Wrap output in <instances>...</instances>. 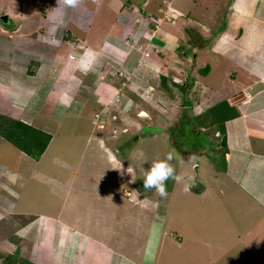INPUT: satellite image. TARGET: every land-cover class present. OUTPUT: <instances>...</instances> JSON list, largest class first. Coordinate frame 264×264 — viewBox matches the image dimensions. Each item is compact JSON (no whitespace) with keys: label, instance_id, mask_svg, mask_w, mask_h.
<instances>
[{"label":"rangeland","instance_id":"rangeland-1","mask_svg":"<svg viewBox=\"0 0 264 264\" xmlns=\"http://www.w3.org/2000/svg\"><path fill=\"white\" fill-rule=\"evenodd\" d=\"M161 1L0 0V17L9 16L7 25L0 20V116L6 118L3 120L6 123L11 120L21 122L52 137L43 155L35 160L0 134V264L15 254L17 262L27 260L29 264H85V255L94 253L98 248L96 245L104 249L99 251L105 252L108 247H113L115 253L135 258L136 264H149L156 250L155 245L150 246L155 237L154 229L164 231L167 227L181 238V245L177 252L171 250L166 264H194L197 257L192 255L197 247L183 239L180 230L184 228H180V221L197 230V214L202 210L201 214L210 216L209 221L203 218L200 221H203V236L211 237L230 229L234 223L239 224V229L244 225H240L238 216L256 212V205L247 208L239 205L238 209H232L226 196L214 201L207 194L206 198H194V203H189L187 197H192L187 196L185 191L186 181L192 190L200 189L199 179L207 183L221 173L222 155L215 142L221 141L222 137L218 138L211 128L209 120L212 116L207 114L198 118V109L194 106L183 112L181 103L185 101V93L190 96L186 98L188 101L210 96L203 95L206 85L199 68L208 72L211 70L208 81L216 86L227 72L231 81L234 78L237 83L239 76L250 86L249 92L255 93L260 86L255 83L259 76L249 74L245 69L252 58L256 60L254 56L262 55L264 34L251 25L256 18L247 21L243 17V24H240L242 17L237 18L228 9L230 5L227 7L232 0H166V4ZM157 5L163 7L159 15L168 14L171 23L180 24L187 14L193 22L185 29L179 30V25L172 27L177 28L175 36L172 35L174 42L150 43L152 33L142 38L145 49H141V53L148 51L158 58V62L163 61L162 69L159 68L161 72H157L156 76L151 78L147 71L139 68L140 64L136 62L139 59H134L137 55H133L132 62L124 61L122 57L125 53L118 58L121 53H113L112 48L106 45L101 48L103 60L100 69H97L105 74V78L98 80L93 75L90 80L91 76L85 75L86 67H83V73L75 69L74 76L66 73L65 64L70 63V56H74V65L78 62L72 53L74 47L84 46V36L89 34L78 27H90L89 42L92 45L102 44L107 34L113 31L110 30L111 25L120 13L128 10L129 15L123 21L125 24L118 25V28L121 27L116 36L119 43L114 44L127 52L142 31L153 30V24L160 21H157L158 16L154 12ZM21 11L25 12V19L18 17ZM222 31L224 37L217 38ZM183 37L184 43L176 49V40L179 38L183 42ZM197 47L196 56L188 55L183 59L185 49L193 53ZM129 51L128 54L136 53ZM168 52L170 59H163ZM81 56L84 57V53ZM141 61L144 65L151 64V61ZM125 64H131V68L128 69ZM89 66L92 67V63ZM139 71L141 76L137 73ZM158 74L173 77L172 84L176 87H172L169 81L167 91H163L162 87L159 88ZM139 77L143 80L140 81ZM109 85L116 91L108 90ZM128 86L132 89L137 87L140 92L143 90L140 97L134 96V102L125 100L124 90ZM23 88L25 90L20 92ZM221 88L219 92L222 95L223 86ZM242 90L226 96L233 104L240 103L242 95L248 97L247 91ZM104 96H111L112 102H103ZM258 100L259 104L264 102L263 97H258ZM106 108L108 113L104 116ZM169 153L173 156L170 163L179 179L166 181L164 196L154 189L145 190V171L150 169L152 162L164 159ZM129 167L139 177L137 185L135 183L134 188L131 187L132 192L136 190L147 195L152 206L138 209L126 200L121 205H114L118 203V192L122 194V186L132 178L133 172L130 174L127 171ZM5 182L16 188L13 191L6 189L3 195ZM71 183L74 190L86 193L88 197L80 195L89 203L81 199L78 204L72 202L68 192ZM106 184L117 185L106 188ZM91 188L100 203H90ZM163 199L161 205L165 210L159 214ZM154 204H158L157 211H154ZM61 206L68 212L69 209L75 211V206L82 208L79 215L73 212L76 219L71 216V222L79 223L82 220L80 217L84 216L83 222L87 223L82 224L85 228L82 232L89 237H86L83 252H74L70 247L72 236L67 243L64 241L65 246L60 247L56 239L58 231L54 238L50 230L43 229L41 232L40 227L36 230L32 225L36 217L31 216L39 212L43 215L57 214ZM174 207L176 210L172 212ZM28 210L30 214L25 217ZM157 214L164 221L159 225ZM153 220L154 225L151 224ZM150 226L154 228L151 233ZM74 227L78 226L75 224ZM90 227L94 228L91 230ZM216 230L219 231L211 233ZM108 238L116 245L107 244ZM167 239L166 236L161 239L158 234L159 241ZM166 250H160V264L164 263L162 252ZM113 257L118 261L116 254H109L98 264H112Z\"/></svg>","mask_w":264,"mask_h":264},{"label":"crops","instance_id":"crops-1","mask_svg":"<svg viewBox=\"0 0 264 264\" xmlns=\"http://www.w3.org/2000/svg\"><path fill=\"white\" fill-rule=\"evenodd\" d=\"M162 1L164 4L167 3L166 0H162ZM227 7L228 9H230L231 14H234V16H236L237 18L242 17L240 24H243L242 23L243 17H246L247 21H251V20L254 21V19L256 18L257 19L256 22L252 23L251 25L255 26V28L261 29L260 31L263 32L264 34V0H232L227 3ZM154 8H155L154 12H156V15L161 16V14L159 15V12L161 11L163 7L160 5H157V7H154ZM19 14H20L18 16L19 18L25 19V12L21 11L19 12ZM128 15H129L128 10H125V11L123 10L122 14L120 13L119 18L111 25L112 28L113 27L114 28L113 29L111 28L110 30H113V31L112 32L110 31L107 34L106 39L103 40L102 44L96 43V45H92L89 42V39L87 38V36H89L90 34V27L86 29L83 27H78L79 30H83V31L87 30V33L89 34L86 37L84 36V39L86 40V43L84 46L80 48L74 47L75 49L72 51V53L75 55L78 62L76 65H74L73 64L74 60H71L69 64H65L66 65L65 69L68 70V72L66 73L67 74L72 73L71 75L74 76V74L77 72L76 71L77 69L83 73V67H86L85 69L87 70H86L85 75L89 74V76H91L89 77L91 78L90 80L93 79L92 77L93 75L98 77V80L105 78L103 77V75L105 74L103 72L99 73L97 69L101 66V62L103 60L102 59L103 57L101 56V50H102L101 48L106 45L107 47L112 48V50L114 51L113 53H117V54H119V52L121 53L119 56H117L118 58L121 56H124V54L122 53H125V56L122 57V58H125L124 61L128 60L129 62H132L134 61L133 55H137L136 58L134 57V59H139L138 61H136L140 64L139 68L141 70L143 69L147 71V75L149 74V77L152 78L153 76L157 75V72L158 73L161 72L160 71L162 69L161 63L163 61L158 62V58L155 57L154 54L149 53L148 51H147L148 54L141 53L142 52L141 49H145V47H143L142 45L144 42L142 38L152 33L153 37L150 36L149 38L150 43L154 42L155 44H164L165 42H168L171 40L174 42L175 37L173 38V36H175L174 35L175 32L177 33V28L173 29L172 27L179 25L180 26L179 30L183 28L185 29V27L189 25L190 22H193L189 17H187L188 16L187 14L184 17L185 19H183L180 24H176V22L174 23L162 22L157 31L152 30V29L149 30L146 28L147 29L146 33L145 31H142V33H140L138 36L139 39L135 40V42H132L131 50L130 49H129L130 51L128 50L129 52L135 51L136 53L128 54V51L126 52L125 50L124 52L123 50H120V48L114 45L115 43H119L117 42L119 39H116V36H117L118 29L120 30L121 27L118 28V25H123L124 23L123 21L126 19ZM13 20H16V19H13ZM240 24L238 26H242ZM231 25H232V22H231ZM3 31L5 32V30ZM154 34H156V36H154ZM224 35L225 33L222 31L219 37L217 38L221 39L224 37ZM107 37H110V38H107ZM178 39L176 40L178 43V46L176 47V49H178V47H180L181 44L184 43V37H183V42L179 41ZM0 46L2 48V45ZM82 53H84V57L81 56ZM139 53H140V56H139ZM185 53H186V49H185ZM168 54L169 52L167 53V55L164 56L163 59H168V58L170 59V56ZM129 55H131V57H129ZM191 55H193V53L189 54V56ZM78 57L81 58L80 59L81 61L79 60ZM254 57L256 58V60L252 58L251 60L252 62L251 63L248 62L247 64L248 68H246L245 70H247L249 74H252L254 76H259L258 80L255 83L259 84L260 86L255 91V93L249 92L250 86L246 82H244V80L241 77L236 75L238 79L237 83L234 82L235 80L234 78L231 81V79L227 77V72L225 76L222 77V81L220 80L219 86H216V84L208 81V78L211 76V70H210V72H208L206 76L202 75L204 76L203 79L205 80L204 83L206 85L205 87L206 94H203V95H210V96H207V97L203 96L202 98H199L200 101L191 99L192 102L196 104L194 105V107L198 109V115H199L198 118L205 116L207 114L213 117L212 120H209V121L211 122V128H213L214 132L217 135H221L220 134L221 131L218 130L220 129L219 125L221 123V120L225 121L224 133L222 134L221 137H225V142H226L228 151L226 152V155H225L226 167L224 168L222 166L221 173H219L215 177L213 176V179L211 181H208L207 183L205 181H202V179H199L197 182H198L199 187H201L200 189L192 190L193 188L189 186L188 181H186L185 191L188 192L187 196L192 197L191 199L187 197L189 203L191 204L194 203V198H197V199L201 197L206 198L207 194H209L210 200H214V201L216 198L220 199L221 197L226 196V198L229 201V206L232 207V209H238L239 205H241L242 208H247V206H250V205H256V209H255L256 212L250 211L251 213H242L240 214V216H238V218H237L238 214L235 213L237 220L239 219L238 222L241 221L240 225H244V226H241L238 229L239 224L234 223L230 229L223 230L219 234H216V235L214 234L211 237L203 236V221L202 222L200 221L202 218L209 221L210 216L207 214H201L202 210L197 214V218L199 219V225L197 227V230L191 228L189 224L187 225L180 221V224H181L180 228L181 229L184 228L180 230V233L183 236V239L189 241V243L193 245V247L194 246L197 247L195 251H193V255H192V257H195V256L197 257V261H195L194 264H264V102H262L261 104H259V100L257 102L258 97L264 98V51L261 56H258V57L254 56ZM142 59H144V61H151L150 62L151 64L144 65L145 63L141 61ZM87 63L89 65L90 63H92V67L87 65ZM69 65L71 66V71L69 70ZM125 65L128 67V69L131 68V64H125ZM261 67H263V69ZM91 69L93 70L92 72L90 71ZM127 73L129 72L127 71ZM137 73L139 75L141 74L140 71ZM129 74L132 75L133 73L130 72ZM141 79L142 78L139 77L140 81ZM154 79L156 80V77ZM92 85L94 86V84ZM147 85L149 88H151L150 87L151 85L149 83ZM221 85L223 86L222 95L220 94L221 92H219V90L222 89ZM251 85L254 87L255 84L252 83ZM238 87H239V90H238ZM107 88L108 90L116 91V89L112 87V85L111 86L109 85V87ZM149 88L148 90L150 91ZM24 90L25 88L21 89L20 92L21 91L23 92ZM241 90L247 91L248 97L242 95L241 102L240 103L238 102L237 104H233L228 99L227 96L235 95V93ZM124 91H126V96H125L126 99L133 98L135 95L136 96L138 95L140 97V95L143 94L142 93L143 90H141L140 92L139 89H137V87L136 89L135 88L132 89V88H129L128 86ZM145 91L146 90H144V92ZM95 92H97V90H95ZM132 92H134V94H132ZM150 94L149 95L147 94L148 97H150ZM118 97L120 98L119 94H118ZM152 97L153 96H151V98ZM223 101L227 102L228 105L220 106L221 108L219 109V111H216L213 114H210L209 109L211 108V106L212 107L216 106L218 102H223ZM103 102H112V97L104 96ZM181 106L182 108L185 109L187 105L183 107V104H182ZM107 113H108V108H106V110L104 111V116H106ZM222 113L224 114V116L226 115H230V116L226 118L223 116ZM216 146L221 152L223 149V147L221 146V141H216ZM130 169L133 172L134 179L132 180V178H130L127 181V183L122 186V188H124L123 192L129 191L131 192V195L130 197H124L121 195L119 191L118 192V203L114 205L116 206L121 205L122 201L126 200L127 203H130L136 207L138 206V209H144L145 207L152 206V203H151L152 201L148 199L147 195L145 194L143 195L141 192H137L136 190L132 192L131 187L134 188L135 183L137 185L136 181H138L139 177L138 175H136V173L133 171L132 168ZM220 174H223V176H220ZM93 182H96L99 184L103 183V182H99L95 180ZM173 183L175 182H172L171 184ZM4 184L5 185L3 188V191H4L3 195H5L6 189L13 191L16 188V187L14 188L10 186L9 183L7 182H5ZM72 185L73 183L70 184L69 189H68L69 197L71 198L72 202H74L75 204H78L80 199L87 201L88 200L87 198L82 199L81 197V195L88 197L86 193H84L82 190H78V189L74 190ZM112 185L116 186L117 184H106L104 186H106L107 188ZM92 188L89 192L90 193L89 197L90 199H92L90 200V203L91 204L100 203L99 200L96 199L95 190ZM173 189H175V187ZM193 195L195 196L193 197ZM101 197H104V196L101 195ZM164 199L160 202V205L164 201ZM84 203H89V200L88 202H84ZM154 206H155L154 211H157L158 204H154ZM75 209H76L75 211L74 210L71 211L69 209L70 212H68L67 211L68 209H65L63 208V206H61L60 212L58 214L51 213L48 215H43L39 212L37 215L31 216V217H36V221L32 223V225L36 227L35 229L37 230V228L39 229V225L42 224L40 225V228L44 229V231L50 230L51 232H53L54 238H55L56 231H58V233L56 234L57 236L56 239L58 241V244H61L60 247L64 246V241L67 239V237L66 236L64 237V235H66V231L68 230L70 234L69 236H72V240H73L71 242V245L69 242L70 247L71 246L73 247L74 252L76 251L83 252V250L86 248L87 235L86 233L82 232V230L83 231L85 230L82 224L86 225L87 223L83 222L84 216L80 217L82 220L79 223L73 224V222H71L73 218L74 220L76 219V217L72 215L73 212L75 213V215H79V213H81L82 208L77 209V207L75 206ZM164 210H165L164 206L161 205L159 214L164 212ZM174 210H176L175 207L172 209V212ZM28 212H30V210L25 211V214H24L25 217L26 215L30 214ZM59 214H61V216ZM53 216H60V217H53ZM71 216H73V218ZM39 218L44 219V220L48 219L49 221L47 222L45 221L44 223V221H40ZM156 218L158 219L157 225L161 224V222H164L163 218L162 220H160L161 218L160 215L157 214ZM153 222L154 220L151 222V224H153ZM75 224L78 227H74ZM92 228L94 227H90L91 230ZM153 229H154L153 226H150L149 233H151ZM218 231L219 230H216L211 233H217ZM154 233H155V237H154V240L152 239L150 241V246L155 245L156 250L153 251V255L150 258V263L160 264L159 263L160 250L162 248L163 250L167 248L165 252H162L164 254V263L166 264V259L170 257L171 250H174L175 252L179 250V246L181 245L180 244L181 238L173 234L171 228L169 227H167L166 230L164 231H161V229L159 230L156 229L155 231L154 229ZM158 234L159 236H161V239L164 236L168 237V239L165 241H161V240L159 241ZM79 238L81 239L79 240ZM87 238L89 239V237ZM176 239L179 240V242L175 241ZM91 240L96 242V240L93 238ZM255 240L257 241V243H255ZM108 243L111 245H116V244H113L111 241H109V238L107 240V244ZM176 244L178 246H176ZM96 246H98V248L97 250L94 251V253H91V255H88V254L85 255V259H84L85 264H98L100 259L102 258L104 259L105 257V260H106L109 254H116V257H118V261H116L115 257L112 258V261H111L112 264H127V263L136 264L135 258L133 259V257H127L126 255L121 254V252L120 254L119 253L117 254L115 253L113 247H108L109 250H105V252H103L104 249L100 245H96ZM114 247L118 250L121 249V248H118L117 246H114ZM99 249H103V250L99 251ZM69 256L71 257L70 251H69ZM108 264H111V263L109 262Z\"/></svg>","mask_w":264,"mask_h":264},{"label":"trees","instance_id":"trees-1","mask_svg":"<svg viewBox=\"0 0 264 264\" xmlns=\"http://www.w3.org/2000/svg\"><path fill=\"white\" fill-rule=\"evenodd\" d=\"M42 2H49L50 0H39ZM181 47V46H180ZM178 47V48H180ZM191 49V48H190ZM199 51V47H197V50H195L193 52V55L196 56L197 53ZM191 53V50H187L186 53L184 54L183 58H186L189 54ZM186 56V57H185ZM192 62L194 61L191 60ZM209 69V68H208ZM200 71V75H205L208 73L207 69H201L199 68ZM160 76V80H159V88L162 87L163 91H167L166 89L167 84L170 83L172 84L174 78H168L166 75H159ZM169 86V85H168ZM172 87H176L174 85V83L172 84ZM175 94V93H174ZM206 94V93H204ZM187 94L185 93V101L181 103L185 104V106L190 105L189 109L192 108L194 106V102H192L191 99L186 100ZM200 101V100H197ZM195 101V102H197ZM228 105L227 102H218L216 104V106H211V108L209 109L210 114H213L216 111H219V109L221 108L220 106H225ZM219 106V107H218ZM188 110V108L186 109V111ZM185 111V112H186ZM234 111V110H233ZM188 112V111H187ZM221 112V111H220ZM223 114V113H222ZM224 116V114H223ZM230 115H226L224 117H229ZM4 119H6L5 117L0 116V134L2 133V135L10 142L12 143L16 148H18L19 150L23 151V152H27L29 155H31L35 160H38L43 153L45 152L46 148L48 147L52 137L50 134H47L45 132H42L40 130H37L35 128H32L31 126L27 125V124H23L21 122L14 121L13 120L9 121L6 123V121H3ZM2 120V121H1ZM224 123L225 121L221 120V123L219 125L218 129L219 131H221V135H217L215 133V135H217L218 138H220L222 136V134L224 133ZM221 140V146L223 147L222 151H221V155H222V166L225 168L226 167V159H225V155L227 150V145L225 142V137H222ZM216 144V142H215ZM28 145L30 147H28ZM0 258L1 255H0ZM8 259L5 258V261L3 262V264H29V261L27 260H19L18 262L16 261L17 255L15 254L12 257H7Z\"/></svg>","mask_w":264,"mask_h":264},{"label":"clouds","instance_id":"clouds-1","mask_svg":"<svg viewBox=\"0 0 264 264\" xmlns=\"http://www.w3.org/2000/svg\"><path fill=\"white\" fill-rule=\"evenodd\" d=\"M170 16L168 14L162 16H158L157 18V24H153L154 25V29L155 31H157L159 29V26L162 22H170L168 21V18ZM1 20V18H0ZM9 23V22H8ZM7 25V23H5ZM74 56H70L71 60H74L73 58ZM75 61V60H74ZM127 101L132 100L134 102V97L133 98H128L126 99ZM133 106V104H132ZM185 106V104H183V107ZM190 105L186 106V108H183V112L186 111L187 108H189ZM145 112V111H144ZM217 136V135H216ZM219 136V135H218ZM173 159V156L171 153L167 154L166 157L164 159H160V160H156L154 162L151 163V167L149 170L145 171L144 173V178H143V186L145 190H152L154 189L156 192H158L161 196L166 195V181L171 179H176L178 180L179 177H177L175 175V170L173 165L170 163ZM128 173L132 174V170L130 169V167L127 169ZM134 179L133 174H132V180ZM127 193L131 192L129 191H124L121 195L122 196H126V197H130V195H127ZM40 221H45L47 222V220L41 219L39 218ZM36 221V219L34 220V222ZM33 222V223H34ZM42 223V222H41ZM39 225V224H38ZM42 225V224H40ZM39 225V227H40ZM46 229V228H45ZM43 229L40 228V231H42ZM69 231H66V242L69 238ZM81 237V236H80ZM81 238H79L80 240ZM65 246V245H64Z\"/></svg>","mask_w":264,"mask_h":264},{"label":"water","instance_id":"water-1","mask_svg":"<svg viewBox=\"0 0 264 264\" xmlns=\"http://www.w3.org/2000/svg\"><path fill=\"white\" fill-rule=\"evenodd\" d=\"M1 21H2L3 23H8V22H9V16H8V15H3V16L1 17Z\"/></svg>","mask_w":264,"mask_h":264},{"label":"built area","instance_id":"built-area-1","mask_svg":"<svg viewBox=\"0 0 264 264\" xmlns=\"http://www.w3.org/2000/svg\"><path fill=\"white\" fill-rule=\"evenodd\" d=\"M127 195H130V193H127Z\"/></svg>","mask_w":264,"mask_h":264},{"label":"bare ground","instance_id":"bare-ground-1","mask_svg":"<svg viewBox=\"0 0 264 264\" xmlns=\"http://www.w3.org/2000/svg\"><path fill=\"white\" fill-rule=\"evenodd\" d=\"M182 173V172H181ZM57 214H58V212H57ZM44 224V223H43ZM42 232V231H41Z\"/></svg>","mask_w":264,"mask_h":264},{"label":"flooded vegetation","instance_id":"flooded-vegetation-1","mask_svg":"<svg viewBox=\"0 0 264 264\" xmlns=\"http://www.w3.org/2000/svg\"><path fill=\"white\" fill-rule=\"evenodd\" d=\"M1 18V17H0Z\"/></svg>","mask_w":264,"mask_h":264}]
</instances>
